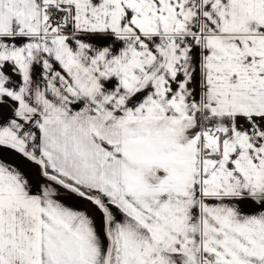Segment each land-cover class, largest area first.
<instances>
[{"label":"snow or ice","instance_id":"6c2138e0","mask_svg":"<svg viewBox=\"0 0 264 264\" xmlns=\"http://www.w3.org/2000/svg\"><path fill=\"white\" fill-rule=\"evenodd\" d=\"M0 264H264V0H0Z\"/></svg>","mask_w":264,"mask_h":264}]
</instances>
